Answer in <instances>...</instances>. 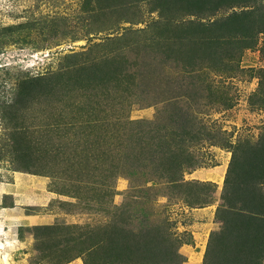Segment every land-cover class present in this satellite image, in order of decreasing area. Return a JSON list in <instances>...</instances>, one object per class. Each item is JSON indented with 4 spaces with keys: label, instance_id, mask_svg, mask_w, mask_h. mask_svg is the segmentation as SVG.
Returning a JSON list of instances; mask_svg holds the SVG:
<instances>
[{
    "label": "trees",
    "instance_id": "1",
    "mask_svg": "<svg viewBox=\"0 0 264 264\" xmlns=\"http://www.w3.org/2000/svg\"><path fill=\"white\" fill-rule=\"evenodd\" d=\"M141 3L157 11L155 23L127 29L97 44L98 50L67 56L57 72L23 81L11 106L50 96L45 119L52 129L47 140L37 134L32 141L39 145L38 172L45 167L43 154L49 155L46 165L51 176L63 178L69 187L77 186L87 201L83 209L93 202L105 218L103 225L94 227L54 223L34 228L37 253L48 264H65L80 256L84 264L183 262L174 233L155 220L159 215L150 208L149 193L163 186L178 187L184 172L200 167L184 150L199 138L193 135V123L175 113L170 117L159 113L152 122L128 121L123 104L150 97L158 101L154 92L164 81L158 78L164 66L178 64L200 75L208 60L226 65L212 48L236 44L247 49L259 35L264 44V0H86L78 21L86 23V33H113L111 29L120 22H142ZM236 7L240 11L204 22L203 17L219 9ZM190 16L196 21H183ZM52 31L58 33L57 25ZM235 35L239 40L232 39ZM261 52L264 56V45ZM96 93L111 96L108 108L98 102ZM118 177L133 178L140 188L121 211L107 209L113 208L111 196ZM263 186L264 141L235 148L217 210L221 227L209 239L203 264H264Z\"/></svg>",
    "mask_w": 264,
    "mask_h": 264
},
{
    "label": "rangeland",
    "instance_id": "2",
    "mask_svg": "<svg viewBox=\"0 0 264 264\" xmlns=\"http://www.w3.org/2000/svg\"><path fill=\"white\" fill-rule=\"evenodd\" d=\"M85 2L0 0V264H48L36 250V227L58 223L77 229L105 223L93 202L89 209H83L87 201L77 186L69 187L63 178L51 176L46 165L49 155L43 154L45 167L38 172L39 145L32 141L37 134L48 139L52 126L45 117L50 96L20 100L11 108L23 81L55 73L67 56L98 50L97 44L119 37L127 29L149 26L158 17L157 11L141 3L142 22H120L111 29L113 33H86V23L78 21L84 15ZM233 10L238 12L240 8L219 9L215 15L203 17L204 22L220 20ZM193 19L195 16L184 17L183 21ZM56 25L59 31L53 33ZM232 39L239 40V36ZM262 40L257 36L250 48L243 50L236 44H231L232 48L226 44L212 48L226 65L220 67L208 60L200 75L175 63V67L164 66L158 76L164 81L154 92L158 101L150 97L142 103L123 104L128 121L152 122L159 113L163 117L175 113L193 123V135L197 133L199 138L184 150L197 159L200 167L184 172L178 187L163 186L149 193L150 208L159 215L155 220L164 223L176 237L181 264H203L209 239L221 227L217 210L235 148L264 141ZM230 58L233 61L229 62ZM173 82L176 85L169 87ZM94 97L105 108L112 100L104 93ZM20 107L25 109L21 111ZM135 183L133 178L118 177L111 196L113 208L107 209L121 211L129 199L133 200L140 189ZM149 186L151 182L146 184ZM65 264H84V259L80 256Z\"/></svg>",
    "mask_w": 264,
    "mask_h": 264
}]
</instances>
